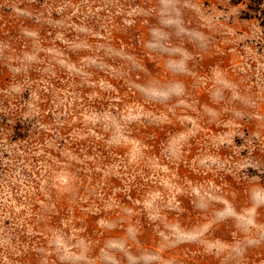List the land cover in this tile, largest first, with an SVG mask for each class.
<instances>
[{
	"label": "rangeland",
	"instance_id": "obj_1",
	"mask_svg": "<svg viewBox=\"0 0 264 264\" xmlns=\"http://www.w3.org/2000/svg\"><path fill=\"white\" fill-rule=\"evenodd\" d=\"M247 5L0 0V264H264Z\"/></svg>",
	"mask_w": 264,
	"mask_h": 264
},
{
	"label": "trees",
	"instance_id": "obj_2",
	"mask_svg": "<svg viewBox=\"0 0 264 264\" xmlns=\"http://www.w3.org/2000/svg\"><path fill=\"white\" fill-rule=\"evenodd\" d=\"M236 3L246 2L247 9L261 16V25L264 27V0H235Z\"/></svg>",
	"mask_w": 264,
	"mask_h": 264
},
{
	"label": "clouds",
	"instance_id": "obj_3",
	"mask_svg": "<svg viewBox=\"0 0 264 264\" xmlns=\"http://www.w3.org/2000/svg\"><path fill=\"white\" fill-rule=\"evenodd\" d=\"M177 95H180V93L178 92V93H176ZM262 202H264V201H262ZM256 242H258V241H253V240H248L247 241V243L248 244H252V243H256ZM236 252H237V254H239V251H240V249L239 248H237L236 250H235Z\"/></svg>",
	"mask_w": 264,
	"mask_h": 264
}]
</instances>
